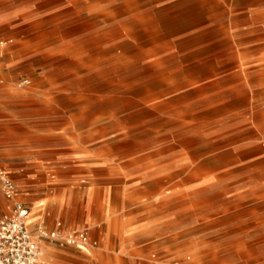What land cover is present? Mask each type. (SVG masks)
I'll use <instances>...</instances> for the list:
<instances>
[{"label": "rangeland", "instance_id": "rangeland-1", "mask_svg": "<svg viewBox=\"0 0 264 264\" xmlns=\"http://www.w3.org/2000/svg\"><path fill=\"white\" fill-rule=\"evenodd\" d=\"M0 167L46 264H264V0H0Z\"/></svg>", "mask_w": 264, "mask_h": 264}, {"label": "built area", "instance_id": "built-area-1", "mask_svg": "<svg viewBox=\"0 0 264 264\" xmlns=\"http://www.w3.org/2000/svg\"><path fill=\"white\" fill-rule=\"evenodd\" d=\"M0 187L10 209L0 217V264H46L37 237L29 229L31 209L21 200L20 191L10 173L0 167ZM38 238L51 239L80 249L95 248L84 231L62 234L38 229Z\"/></svg>", "mask_w": 264, "mask_h": 264}, {"label": "crops", "instance_id": "crops-1", "mask_svg": "<svg viewBox=\"0 0 264 264\" xmlns=\"http://www.w3.org/2000/svg\"><path fill=\"white\" fill-rule=\"evenodd\" d=\"M7 206H8V207H7L6 212H8V210L10 209V207H9L8 204H7ZM6 212H4V213H6ZM4 213H3V214H4ZM31 213H32V211H31ZM3 214H2V215H3ZM30 217H31V216H30ZM29 221H30V219H29ZM60 226H61V225H58V227L56 228V231H59V230H60ZM29 229H30V223H29ZM85 232H86V231H85ZM86 233H87V232H86ZM105 234H106V233H105ZM110 234H111V232L108 231V233L106 234V236H109ZM88 235H89V234H88ZM119 237H120V236H119ZM93 240L96 241L95 239H93ZM43 261H44V260H43ZM44 262H45V261H44Z\"/></svg>", "mask_w": 264, "mask_h": 264}]
</instances>
